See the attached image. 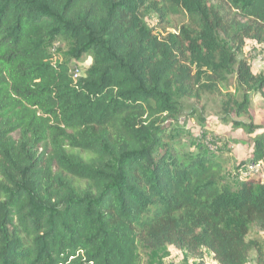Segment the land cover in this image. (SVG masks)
I'll return each instance as SVG.
<instances>
[{"label": "trees", "instance_id": "trees-1", "mask_svg": "<svg viewBox=\"0 0 264 264\" xmlns=\"http://www.w3.org/2000/svg\"><path fill=\"white\" fill-rule=\"evenodd\" d=\"M149 14L188 24L159 37ZM59 38L90 55L81 77L48 55ZM247 40L264 44V0H0V264H138L166 247L264 264V183L231 191L202 142L175 149L186 102L231 76L236 115L264 101Z\"/></svg>", "mask_w": 264, "mask_h": 264}, {"label": "rangeland", "instance_id": "rangeland-1", "mask_svg": "<svg viewBox=\"0 0 264 264\" xmlns=\"http://www.w3.org/2000/svg\"><path fill=\"white\" fill-rule=\"evenodd\" d=\"M146 21L148 27L153 29V34L159 37L188 24V18L184 14L170 16L163 24L159 23L154 14H149ZM47 52L53 62L68 63L73 78L75 74L78 75L77 78L81 77L91 65L89 54L76 58L72 54L70 43L61 38L51 41L47 45ZM242 56L251 72L264 78V44L247 40ZM241 93L242 89L234 76H231L227 82L217 85L215 93L204 94L199 102H186L181 117V121H185L181 143L175 145V149L181 152L188 150L194 153L196 144L202 142L210 156L223 164V184L231 191L244 180L236 173L240 167L253 160L255 138L257 135H264V101L259 94L249 95V115H236L233 109L226 106L232 98L239 101ZM191 111L195 112L194 116ZM259 163L260 168L251 177L264 183V159ZM251 232L253 237H261L255 230ZM201 255L199 259L192 260L185 251L174 247L156 251L140 249L138 264H216L207 251H203Z\"/></svg>", "mask_w": 264, "mask_h": 264}, {"label": "built area", "instance_id": "built-area-1", "mask_svg": "<svg viewBox=\"0 0 264 264\" xmlns=\"http://www.w3.org/2000/svg\"><path fill=\"white\" fill-rule=\"evenodd\" d=\"M75 78L78 77L77 74L74 75ZM260 168V163H254V162H249L243 165V167L239 168L237 171V175L244 178H251V176L256 173L258 171V169Z\"/></svg>", "mask_w": 264, "mask_h": 264}]
</instances>
